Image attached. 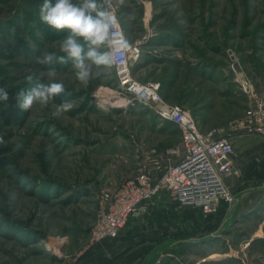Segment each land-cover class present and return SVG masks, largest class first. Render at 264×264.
Returning <instances> with one entry per match:
<instances>
[{"label": "rangeland", "instance_id": "374dc122", "mask_svg": "<svg viewBox=\"0 0 264 264\" xmlns=\"http://www.w3.org/2000/svg\"><path fill=\"white\" fill-rule=\"evenodd\" d=\"M111 1L127 39L142 45L132 77L158 83L163 99L188 109L200 130L217 129L215 136L229 135L233 143L224 179L231 202L220 199L205 215L161 191L135 221L161 224L175 242L216 231L205 243L173 245L160 258L166 264H264V142L232 128L247 106L240 83L264 88V0ZM42 4L0 0V87L49 82V66L34 59L61 55L66 30L40 20ZM52 67L65 93L47 107L20 109L0 128V264H92L97 247H88V236L101 194L137 175L150 158L179 159L167 153L180 143L178 128L122 92L112 67L94 66L87 85L70 63ZM66 99L74 108L53 118ZM160 193L166 199H156Z\"/></svg>", "mask_w": 264, "mask_h": 264}, {"label": "built area", "instance_id": "2783aa9c", "mask_svg": "<svg viewBox=\"0 0 264 264\" xmlns=\"http://www.w3.org/2000/svg\"><path fill=\"white\" fill-rule=\"evenodd\" d=\"M106 8L116 20L113 39H126L129 47L114 53L112 69L118 88L137 102L149 106L163 121L180 131V143L168 154H177L176 163H161L150 158L132 178L101 194L99 210L88 236V247L118 238L130 218H139L159 192L182 205L197 208L205 215L216 211L220 199L229 202L224 184L233 167V143L229 135L215 136L217 129L200 130L191 112L176 103L166 102L159 84L141 83L132 77L131 62L142 56L140 40L129 41L119 20L116 7L106 0ZM240 91L247 98L242 116L232 128L246 135L258 136L264 142V88L254 90L243 81Z\"/></svg>", "mask_w": 264, "mask_h": 264}, {"label": "clouds", "instance_id": "9594fccd", "mask_svg": "<svg viewBox=\"0 0 264 264\" xmlns=\"http://www.w3.org/2000/svg\"><path fill=\"white\" fill-rule=\"evenodd\" d=\"M40 20L55 30H66V35L59 41V52H45L35 57L34 63L47 65L48 83H35L28 90H21L16 95L17 106L29 111L34 104L47 107L61 94L65 85L57 80L58 72L54 64H71L75 78L87 85L93 78V67H111L114 53L126 50L129 42L126 39H113L112 29L115 24L114 14L108 10L103 0H43L39 8ZM33 77H26L31 83ZM9 100L8 91L0 87V102ZM74 101L63 100L51 113L59 118L74 108ZM5 140L0 136V145ZM19 147V146H18Z\"/></svg>", "mask_w": 264, "mask_h": 264}, {"label": "crops", "instance_id": "0c3cea01", "mask_svg": "<svg viewBox=\"0 0 264 264\" xmlns=\"http://www.w3.org/2000/svg\"><path fill=\"white\" fill-rule=\"evenodd\" d=\"M165 195V193H160L156 199H166ZM241 198L240 195H237L238 200ZM149 207L150 204L147 210ZM228 212V218H226L231 221L234 219L236 211L232 209ZM139 218H130L117 239L95 245L97 249L90 257L92 264H166V261H162L160 258L173 245L184 246L187 243H205L216 234V231H213L208 236L196 239L191 237L178 238L175 242L173 239L175 237L171 233L164 232L166 229L161 227V224L150 221L136 222Z\"/></svg>", "mask_w": 264, "mask_h": 264}, {"label": "trees", "instance_id": "16d2710c", "mask_svg": "<svg viewBox=\"0 0 264 264\" xmlns=\"http://www.w3.org/2000/svg\"><path fill=\"white\" fill-rule=\"evenodd\" d=\"M9 94V100L0 102V128L3 125H9L17 119L20 113V108L17 106L16 95L24 87L21 85L5 88Z\"/></svg>", "mask_w": 264, "mask_h": 264}, {"label": "bare ground", "instance_id": "6f19581e", "mask_svg": "<svg viewBox=\"0 0 264 264\" xmlns=\"http://www.w3.org/2000/svg\"><path fill=\"white\" fill-rule=\"evenodd\" d=\"M109 92V93H108ZM108 92L106 91V93H108L109 95H113V93L111 92V91H109L108 90ZM120 94H121V92H120ZM231 198V195H230V197H229V199Z\"/></svg>", "mask_w": 264, "mask_h": 264}]
</instances>
